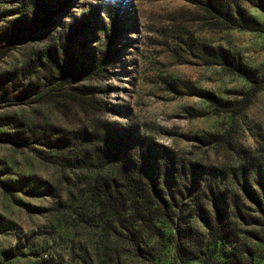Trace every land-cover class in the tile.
Here are the masks:
<instances>
[{
  "label": "rangeland",
  "instance_id": "obj_1",
  "mask_svg": "<svg viewBox=\"0 0 264 264\" xmlns=\"http://www.w3.org/2000/svg\"><path fill=\"white\" fill-rule=\"evenodd\" d=\"M36 1L0 0V264H264L245 191H261L249 163L264 160V0H221L243 12L237 26L204 0H49L38 21ZM49 47L75 68L101 63L52 90ZM94 127L132 159L146 141L194 175L163 185L170 220L99 208L95 185L119 163L80 160L73 134Z\"/></svg>",
  "mask_w": 264,
  "mask_h": 264
},
{
  "label": "trees",
  "instance_id": "obj_2",
  "mask_svg": "<svg viewBox=\"0 0 264 264\" xmlns=\"http://www.w3.org/2000/svg\"><path fill=\"white\" fill-rule=\"evenodd\" d=\"M35 3L37 6L35 4L34 14L38 21L40 18L37 16H41L48 11L50 2L49 0H38ZM201 8L216 19L217 25L237 26L241 25L238 23H243L244 21L243 18L237 19L235 16L236 13H243L240 9L234 11L221 2V0H204L201 2ZM248 27L246 29H252L251 26ZM106 44V53H110L111 41L107 40ZM206 55L211 59L210 63L225 62L223 55L209 54L208 52ZM45 56L51 63L47 69L48 73L56 79L53 82L55 86L51 87L52 90H61L62 86L67 82L71 83L80 77H85L101 63L100 60L97 63L94 62V64L91 62L81 64L78 68H75L76 66L73 61L60 62L56 56L54 47L47 48ZM74 89L76 90V88L72 87L70 90ZM76 100L78 99H74V101ZM92 129H94L92 132L85 130L84 133L76 132L73 134V138L75 139L73 146L80 147L79 154L81 156H78L80 160H85L91 165H97V157H100V154L107 158L113 155L114 159H118L117 163H119V166H117L112 176L107 180H103L101 177L102 184L100 186L95 185V188L100 191L96 192L97 198L99 199V208L104 211L125 212L128 214L127 216L134 215L135 218L133 220L140 219L143 222L147 219L152 220L154 216L161 217L164 220H170L173 216L168 214V212H173L170 207L176 205V202L174 194H172L173 196H167L169 194L162 191L163 185L174 182L176 184L180 183L183 188H186V183L189 181L197 184L198 180L194 175L187 174L182 168L181 173L176 172L174 170L175 162L172 156L161 155L159 156L160 158L152 160L153 149L149 142L145 141L146 147L140 149L139 158L132 159L133 157L127 151L125 137L117 138L111 134L109 135L110 132L108 135L102 134V132L98 134L97 132L95 133V127ZM249 164L255 167L252 170L253 172L250 173L258 177V185L261 191L255 193L246 186L245 191L257 206V210L259 211L257 213L260 214V218L262 219L259 224L261 229L264 230V160L259 161L257 159L255 161L252 158ZM243 172H245V169ZM153 225L155 226L156 224L153 223ZM219 238L220 231L218 228L216 231V241Z\"/></svg>",
  "mask_w": 264,
  "mask_h": 264
}]
</instances>
